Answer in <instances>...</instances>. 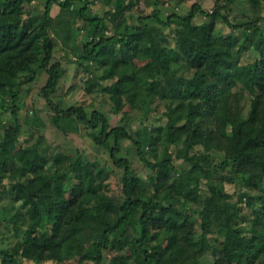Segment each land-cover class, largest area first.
<instances>
[{
  "label": "trees",
  "instance_id": "1",
  "mask_svg": "<svg viewBox=\"0 0 264 264\" xmlns=\"http://www.w3.org/2000/svg\"><path fill=\"white\" fill-rule=\"evenodd\" d=\"M32 1L0 0V89L9 88L14 119L0 137V167L12 171L1 190L11 205L26 207L11 219L23 232L10 249L0 247V264L63 262L75 254L78 264H104L110 252L116 253L107 264H196L205 253L209 262L202 264H264V15L234 23L224 12L233 0H214L210 9L193 2L185 13L166 14L155 1L132 21L125 15L131 0H114L102 15L87 12L91 0L77 7L75 0H45L41 13L31 11ZM53 4L75 12L88 27L82 57L98 62L103 72L95 75L91 63L80 62L91 72L87 91L109 94L122 119L144 95L165 105L164 124L149 127L150 150L126 122L111 125L99 109L54 101L63 67L53 60ZM218 22L231 30L222 33ZM251 47L257 55L242 60ZM33 63L47 73L41 93L55 119L91 128L93 141L123 168L122 200L100 190L104 168L87 162L76 166L78 182L57 170L41 182L27 178L28 172L40 176L47 165L38 150L24 156L16 143V87L33 81ZM20 71L26 73L19 82ZM145 79L148 91L141 87ZM124 140L136 146L146 175L133 173L119 156ZM233 179L240 185L229 192L225 183ZM168 190L200 206L199 230ZM136 224L139 235H125ZM212 227L224 231L219 243L207 239Z\"/></svg>",
  "mask_w": 264,
  "mask_h": 264
},
{
  "label": "rangeland",
  "instance_id": "2",
  "mask_svg": "<svg viewBox=\"0 0 264 264\" xmlns=\"http://www.w3.org/2000/svg\"><path fill=\"white\" fill-rule=\"evenodd\" d=\"M127 1V0H126ZM133 5L125 12V15H130L129 20H135L141 9L150 12L153 8V3L157 1V5L161 11L166 14L172 10L179 13H185L193 2H199L203 7L210 9L213 6L214 0H131ZM178 1V3H177ZM85 0H75L74 6H80ZM114 0H91L87 12L90 14L102 15L104 10L110 8ZM137 3V4H136ZM45 4V0H33L30 4L33 13H41ZM227 17L234 23L241 21H249L255 19L259 14L264 15V0H259L253 3L250 0H233L231 5L224 11ZM53 16L51 25V36L54 38L56 45L53 48V60H58L62 65V74L58 82L54 101H57L63 107L75 104H82L88 110L99 109L109 118L110 124L115 125L120 121L126 122L127 127L133 137L141 139L145 150H150L147 145V137L149 135V127L156 124H164L166 117L164 114L165 105L163 102L152 100L146 95L142 97L139 107H135L125 118H121L122 113H115L112 108V103L109 99V94L94 90L89 92L85 88L86 79L91 77V72L80 66V62L88 60L82 57L83 42L87 38V25L82 18L75 12L63 9L58 4H53L51 8ZM127 18V16H125ZM201 20L196 18L198 22ZM109 27L110 22H109ZM217 27L222 33H228L231 30L225 23L218 22ZM113 28V26L111 27ZM110 28V29H111ZM108 29V31H110ZM106 31V30H105ZM106 31V32H108ZM257 53L251 47L248 51L243 52L242 60H250ZM89 62V61H88ZM94 70L95 75H100L103 72V67L98 62H89ZM35 69V77L30 83H20L17 85L18 93V112L19 134L17 135V145L20 151H24V156H28L29 150H38L45 156L46 166L39 171L40 176H35L32 172H28V179H35L36 182H41L42 175H48L55 170L65 172L68 178L73 182L79 181L76 166L84 162L91 166H101L104 168L102 180L100 181V190L106 194L122 200L124 198L123 186V168L115 166L108 157V151L101 145L95 143L92 139V129L75 121H65L60 118L55 119L53 109L48 105L44 96L41 93V87L47 79V73L42 70L37 63L31 65ZM26 71H20L16 74L17 81H21ZM115 80L111 78L104 81L108 83ZM141 87L145 90L150 89V80L145 79L141 83ZM12 101L9 88L6 86L0 89V137H2L5 129L10 128L14 124L13 115L11 113ZM123 150L119 156L126 157L129 160L133 173L146 175L148 170L140 160L136 153V146L132 141H123ZM161 146L159 147V157L162 155ZM150 157L151 154L148 153ZM16 165H22L19 155L15 154ZM60 157V158H59ZM62 157V158H61ZM182 159L176 158L175 163L181 164ZM177 164V165H179ZM14 170V169H13ZM11 170L9 168L0 167V247L10 249L14 242L22 236V230H16L12 224L14 213L19 210H25L20 202L14 205L7 194H2V188L7 187L11 180ZM226 177L228 174L223 172ZM218 173L214 175L215 179ZM231 184L225 183V188L232 192L234 187H239L240 183ZM169 199L175 205H182L190 218H195L196 229L199 230V211L200 206L195 202L183 203L179 195L168 190ZM2 194V195H1ZM171 195L173 196L171 198ZM233 199H236L234 196ZM23 229L25 225L22 226ZM125 235L138 236L139 227L131 229ZM224 237V231L217 227H212L207 233V239L210 242L219 243ZM84 245H87L85 243ZM116 252H110L104 264L108 263L111 255ZM78 255L63 262L47 261L44 264H78ZM24 261V260H23ZM130 263L132 259L128 260ZM209 262L207 253L199 258L196 264ZM26 264V261H24ZM32 263V262H31ZM18 264V263H14ZM83 264H93L91 261H84Z\"/></svg>",
  "mask_w": 264,
  "mask_h": 264
}]
</instances>
